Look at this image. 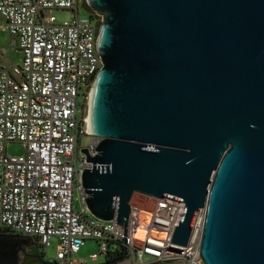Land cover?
Segmentation results:
<instances>
[{
	"label": "water",
	"instance_id": "obj_1",
	"mask_svg": "<svg viewBox=\"0 0 264 264\" xmlns=\"http://www.w3.org/2000/svg\"><path fill=\"white\" fill-rule=\"evenodd\" d=\"M101 17L89 92L100 137L80 172L88 212L124 225L134 192L184 202L186 245L205 205V264H264V0H85ZM29 237L0 232V264Z\"/></svg>",
	"mask_w": 264,
	"mask_h": 264
},
{
	"label": "built area",
	"instance_id": "obj_2",
	"mask_svg": "<svg viewBox=\"0 0 264 264\" xmlns=\"http://www.w3.org/2000/svg\"><path fill=\"white\" fill-rule=\"evenodd\" d=\"M80 2L0 0V18L21 53L16 64L0 63V232L32 237L42 249L56 238L50 260L55 264H86L77 253L89 239L98 245L87 257L92 261L122 246L127 256L114 264H205L200 255L205 205L197 209L184 246L171 242L182 201L150 198L152 205L142 209L133 193L125 238L124 225L100 220L85 206L80 172L91 163L80 150L93 155L98 139L83 142L92 136L85 100L101 59L97 26L80 14ZM53 9L69 11V19L57 21ZM12 143L24 152L10 155ZM141 227L144 236L138 238Z\"/></svg>",
	"mask_w": 264,
	"mask_h": 264
},
{
	"label": "rangeland",
	"instance_id": "obj_3",
	"mask_svg": "<svg viewBox=\"0 0 264 264\" xmlns=\"http://www.w3.org/2000/svg\"><path fill=\"white\" fill-rule=\"evenodd\" d=\"M51 14L55 16L57 21L67 20L70 17V12L64 9H53L51 11ZM80 14L85 15L83 10H80ZM98 17L100 21L101 17L100 16ZM20 58H21V54H20V51L16 48L15 38L7 32L6 28L3 27L2 21L0 20V59H1V62L5 66H8L13 63L19 62ZM89 92H90V89L88 91V95L85 100V112L87 113L89 111ZM94 138H98L97 142L94 145L95 146L94 148H96V146L98 145L100 141V137L89 136V137H86L83 142L87 144L92 143L96 140ZM7 152L10 155H20L24 152V149L20 144L12 143L7 146ZM134 194H135L134 201L138 203L142 209H148L152 205L153 201L152 199H150L152 197H149V196H146L140 193H136V192H134ZM76 196H78V192L76 193ZM74 207L75 209H79L80 201H77V200L74 201ZM97 246H98L97 242H95L94 240L92 239L87 240L85 244L81 247L80 251L77 253V257L85 258L86 264H110L108 263L109 259H107L106 255L104 254H101L95 261H92L87 258L91 252L97 251ZM56 248H57V240L56 238H52L51 245L48 248H45V249L41 248L40 250V252H42L43 259L45 261H50L51 259H53L55 256ZM130 260L132 261V258ZM114 263H118V259ZM119 264H126V263H119Z\"/></svg>",
	"mask_w": 264,
	"mask_h": 264
},
{
	"label": "trees",
	"instance_id": "obj_4",
	"mask_svg": "<svg viewBox=\"0 0 264 264\" xmlns=\"http://www.w3.org/2000/svg\"><path fill=\"white\" fill-rule=\"evenodd\" d=\"M83 10L86 16H88L91 20H93L98 28L99 26V17L90 9V7L86 4L85 0H81L80 5H79V11ZM7 231V230H6ZM8 232V231H7ZM42 255V252H41ZM127 256L124 252V248L122 246H119L116 251L109 253L106 255L107 259H109L110 264H113L117 259H123Z\"/></svg>",
	"mask_w": 264,
	"mask_h": 264
},
{
	"label": "flooded vegetation",
	"instance_id": "obj_5",
	"mask_svg": "<svg viewBox=\"0 0 264 264\" xmlns=\"http://www.w3.org/2000/svg\"><path fill=\"white\" fill-rule=\"evenodd\" d=\"M20 235V234H18ZM29 240L31 241V246H30V253L31 254H41L40 246L37 244L36 240L32 237H29ZM19 264H41L39 260L35 257H25Z\"/></svg>",
	"mask_w": 264,
	"mask_h": 264
},
{
	"label": "bare ground",
	"instance_id": "obj_6",
	"mask_svg": "<svg viewBox=\"0 0 264 264\" xmlns=\"http://www.w3.org/2000/svg\"><path fill=\"white\" fill-rule=\"evenodd\" d=\"M145 212H142L141 213V215H142V217H145V214H144ZM146 224V222H143V225H145ZM152 234L154 235V236H161V235H159L157 232H152ZM144 236V232H143V228L141 227L138 231H137V234H136V237H138V238H142Z\"/></svg>",
	"mask_w": 264,
	"mask_h": 264
},
{
	"label": "crops",
	"instance_id": "obj_7",
	"mask_svg": "<svg viewBox=\"0 0 264 264\" xmlns=\"http://www.w3.org/2000/svg\"><path fill=\"white\" fill-rule=\"evenodd\" d=\"M0 20L2 21V24H3V27H4V21H3V19L2 18H0ZM8 32V31H7ZM13 36V35H12ZM14 38H15V43H16V37L15 36H13ZM16 48L18 49V46H17V43H16ZM19 50V49H18ZM20 51V50H19ZM21 54V53H20ZM0 63L2 64V65H4L2 62H1V59H0ZM13 64H16V63H13ZM12 65V64H11ZM11 65H8V66H11ZM5 66V65H4ZM8 66H6V67H8Z\"/></svg>",
	"mask_w": 264,
	"mask_h": 264
},
{
	"label": "clouds",
	"instance_id": "obj_8",
	"mask_svg": "<svg viewBox=\"0 0 264 264\" xmlns=\"http://www.w3.org/2000/svg\"><path fill=\"white\" fill-rule=\"evenodd\" d=\"M94 79V78H93ZM93 81V80H92ZM92 84V83H91ZM90 89H91V86H90ZM88 116H89V111H88ZM90 128V127H89ZM92 135V134H91ZM93 136V135H92ZM1 232H7V231H1ZM10 233V232H8ZM13 234H16V233H13ZM21 235V234H20ZM24 236V235H23ZM28 237V236H27ZM121 260V259H120ZM48 262H51V261H48Z\"/></svg>",
	"mask_w": 264,
	"mask_h": 264
}]
</instances>
